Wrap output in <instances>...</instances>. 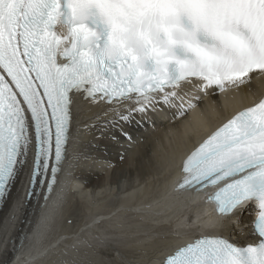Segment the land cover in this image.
I'll use <instances>...</instances> for the list:
<instances>
[{"label": "snow or ice", "instance_id": "6c2138e0", "mask_svg": "<svg viewBox=\"0 0 264 264\" xmlns=\"http://www.w3.org/2000/svg\"><path fill=\"white\" fill-rule=\"evenodd\" d=\"M65 7L67 23L61 20ZM90 14L107 27L98 51L84 22ZM181 17L193 27L179 34L195 46L186 49L192 59L176 60L173 75L168 64L175 58L160 29H178ZM117 22L123 33H110L108 25ZM145 53L151 70L144 68ZM254 75L264 77V0H0V205L22 172L27 191L11 219L33 196L47 202L68 155L75 94L112 105L108 111L117 119L102 127L116 126L158 103L175 108L179 100L178 115H184L196 107L181 95L188 85L205 95L224 93ZM182 171L179 188H216L207 199L223 216L252 203L259 239L241 247L220 235L202 236L163 264H264V95L212 131Z\"/></svg>", "mask_w": 264, "mask_h": 264}, {"label": "bare ground", "instance_id": "6f19581e", "mask_svg": "<svg viewBox=\"0 0 264 264\" xmlns=\"http://www.w3.org/2000/svg\"><path fill=\"white\" fill-rule=\"evenodd\" d=\"M263 88V78L241 86L244 96L254 94ZM200 94L201 92L191 85L186 86L181 92L185 101L191 100L196 105H202L203 110L216 111L219 102L216 93ZM175 104L177 107L173 108L158 103L154 110L149 109L145 114H133L130 123L102 127L107 121L117 119L115 113L108 111L113 106H95L78 100L74 106L71 144L63 167L62 178L64 176L67 178H64L65 181L61 179V186L54 187L57 192H54L47 202L41 196L36 198L34 203L30 201L26 210L15 211L16 219L12 220L10 214L13 213L14 206L18 205L14 199L19 196L25 174L22 172L18 176L7 203L0 211V264L4 261L8 264H38L44 259L41 257L44 256L42 254L50 245L55 246V242L60 241L61 235L69 234L70 237L68 238V235L63 241L71 242V237L74 238L75 235L63 230L52 244L41 248L32 247L33 242L41 239L42 233L53 224V215L59 211V205L66 199V194L69 198L63 207L70 210L67 211V215L75 213L73 216H77L78 210L75 209L74 200L78 197L85 198L90 206H98L107 198L122 193L125 202L118 206L122 207L119 210H127V208L136 210L142 219L147 221L135 230L143 229L139 242H148L146 251L143 250L144 252L134 261L127 260L126 264H156V258L162 252L173 244L189 238L193 232L191 230L193 222L187 215L189 208L192 207L188 200L193 197L192 195L186 197V193H176L179 191L175 190H169L167 193L170 181L168 182V176L166 178V170L183 148L199 134L200 129L196 127L197 122L194 123L197 117L192 120L193 127L188 128L189 119L185 118V115L189 109L184 115H178L180 101H175ZM119 107L121 113H126V107ZM127 107H135V105L129 104ZM227 109H230V106ZM216 117L217 114L211 122L216 121ZM121 130L128 132L131 140L123 136ZM108 164L111 167H108ZM150 180L155 184L159 183L158 188L161 189L158 196L148 202L132 203L128 195L140 191L142 187L144 188L142 185L152 190L154 186L152 184L149 188ZM107 191L110 192L109 195ZM146 194L145 190L143 195ZM62 195L64 200L60 202ZM251 209L252 206L248 204L243 210L248 212ZM241 213L236 212L226 221L223 233L228 235L230 240L241 241L245 237L253 236L249 213L245 215ZM107 218L104 214L94 216L82 227L84 233L93 231L97 221ZM197 220L201 225L200 229L208 225V219L206 221L203 214L197 215ZM160 235L166 238L157 240Z\"/></svg>", "mask_w": 264, "mask_h": 264}, {"label": "rangeland", "instance_id": "374dc122", "mask_svg": "<svg viewBox=\"0 0 264 264\" xmlns=\"http://www.w3.org/2000/svg\"><path fill=\"white\" fill-rule=\"evenodd\" d=\"M149 182V188L152 184L154 186L152 190L146 189L147 186L142 185L144 186V188L142 187L143 190L141 189L128 195L132 203L148 202V200L158 196V192L161 189L158 188L159 183L155 184L152 180ZM145 190L147 194L143 195ZM107 193L108 195L110 194L108 191ZM74 196H76V193H74ZM65 198V200L63 198L64 202L62 199V202L60 201L62 207L59 205V211L53 215V224L46 228L45 233H42L41 239H36L33 242L32 247L41 248V246L52 244V241L63 230L71 232V235L75 236L74 238L71 237L70 243H67V241L63 240L67 239L66 237L69 234L63 235L65 238L59 235L60 241L55 242V246L53 244L49 246L45 253L42 254L44 256H41L44 259L38 264H126L127 260L134 261L142 252L146 251L145 248L148 242H146L147 244L139 242L141 235H143L141 232L143 229L135 230L137 227L146 224L147 221L143 220L141 215H139L140 213L136 210H130L129 208L127 210H119L122 207L118 206L125 202L122 193L107 198L98 206H90L85 198L78 197L74 200L75 209L78 210L77 216H73L75 213L67 215L70 210L68 211L63 206L69 196L66 194ZM98 214H104L108 218L105 219L106 221H97L96 228L93 231L84 233L85 230L82 227L88 224L89 220H92L94 216H98ZM71 216H73L72 219ZM79 228L81 229L78 231ZM75 230L76 232H74ZM38 240L40 241L38 242Z\"/></svg>", "mask_w": 264, "mask_h": 264}, {"label": "clouds", "instance_id": "9594fccd", "mask_svg": "<svg viewBox=\"0 0 264 264\" xmlns=\"http://www.w3.org/2000/svg\"><path fill=\"white\" fill-rule=\"evenodd\" d=\"M98 11V10H97ZM165 27H168L167 25ZM109 32L110 33H123L124 31V25L121 22H117L115 26L108 25ZM61 31H64V28H61ZM160 34L164 38L166 42H168L170 45H174L176 43H180L183 45L184 48L189 49L191 47H194L195 45H191L187 42H185L182 38V36L179 34V30L177 28L168 27V32L165 34L164 29H160ZM138 39H143L142 36H138ZM150 51V49H149Z\"/></svg>", "mask_w": 264, "mask_h": 264}]
</instances>
